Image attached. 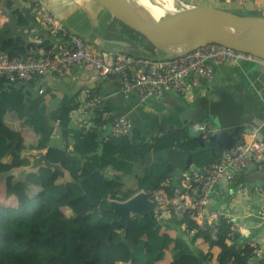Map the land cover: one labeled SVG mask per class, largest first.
<instances>
[{"label":"trees","instance_id":"16d2710c","mask_svg":"<svg viewBox=\"0 0 264 264\" xmlns=\"http://www.w3.org/2000/svg\"><path fill=\"white\" fill-rule=\"evenodd\" d=\"M19 42L0 28V49L11 59H24L16 52ZM50 45L45 42L43 49L51 50ZM36 86L0 76V176H6L0 181V189L5 188V199L0 197V264H251L254 249L223 215L206 229L188 215L163 223L154 214L136 217L127 231L132 251L117 233L108 245L110 223L116 217L113 213L105 218L94 214L84 195L99 201L105 210L110 199L127 200L133 192L121 191L122 177L131 173L140 157L161 151L167 154L154 158L152 171L146 172L139 190L173 194L169 173L178 168L187 171L193 165L211 166L229 146L214 152L201 149L191 139V124L183 131L163 130L166 133L150 139L136 129L133 135L108 136L113 119H103L100 112L91 116L90 126L83 122L72 126V113L79 109L76 93L65 95L58 109L48 114L49 101L57 97V91L44 86L39 94ZM57 124L59 141L52 144ZM44 149H48L51 163L61 164L69 172L71 181L64 179L63 172L45 168L20 181L9 175L13 169L29 165L27 159L20 160L21 153ZM34 186L39 188L36 195L32 194ZM192 229L197 232L190 237L191 248L184 236ZM255 262L264 264V259Z\"/></svg>","mask_w":264,"mask_h":264},{"label":"water","instance_id":"95a60500","mask_svg":"<svg viewBox=\"0 0 264 264\" xmlns=\"http://www.w3.org/2000/svg\"><path fill=\"white\" fill-rule=\"evenodd\" d=\"M89 1H93L100 6L117 24L126 27L146 40L162 54L160 59L180 57L209 45H218L252 55L259 59V62H264V16L241 15L205 5H190L180 0H173L175 10L171 11L172 16L161 17L137 0ZM46 4L45 0H40V5H36L33 0H0V26L7 33H11L10 38L15 43L19 40L22 42L20 47L25 51L22 54L23 58L28 56L38 57V53L32 52L30 48L35 44L36 39H43L45 34L52 35L48 39L52 48H58L61 43L70 44L68 38H63L60 35L55 36L48 27L44 26V18L40 13V9L42 5L46 7ZM4 19L5 21H2ZM45 41L43 40L42 43H45ZM108 43L119 47H129L128 42L109 41ZM216 82V77L212 81L201 80L200 86L208 87V92L198 98V103L194 108H190L186 112V115L194 112L195 121L205 122L207 120L205 123H199L204 126L205 132L193 136L191 139L198 143L201 149L213 152L217 149H223L239 135L240 138L235 141V144L243 141L241 135L254 137L264 143V119L259 120V118L255 119L254 117L248 119L234 102L225 103L224 101L227 98L217 92L220 85H217ZM87 87L95 90L97 85L93 84ZM203 96L206 104L202 101ZM123 98V94H117L111 96L110 100L121 101ZM63 99L64 94L57 93V97L49 101L47 113L50 114L57 110ZM217 105L220 106L214 110ZM118 116L115 115L114 118ZM60 130V124H57L52 144L58 143ZM111 131L110 126L108 136ZM133 133L134 127H132L131 135ZM205 135H207L206 138H204ZM149 141V139L146 140L147 143ZM47 153L48 149L23 152L22 159H27L29 165L15 168L9 175L14 174L15 181H20L26 174L37 173L45 168L52 171H61L65 174L64 179L68 182L71 181L69 172L61 164L51 163L47 158ZM70 153L73 152L70 151ZM153 165L154 156L152 152H148L133 163L131 173L122 177L120 188L123 193L133 192V195L125 201L110 199L106 210L100 205L99 201L84 193L90 206L93 207L94 214L105 218L113 213L116 217L110 223V230L106 239L108 245L112 234L117 233L120 235L121 241L131 249L127 231L132 220L136 217L145 218L156 212V202L152 199L151 194L145 190H139L140 181L145 178L146 172L151 173ZM191 168L200 172L201 175L196 182L201 185L209 166L199 168L193 165ZM185 173L180 168L169 173L167 175L170 180L169 187L179 188L181 192H184V187L178 181ZM19 176L22 179L18 180ZM242 176L245 182L244 186L249 187L251 192L255 189H264V170L258 169L254 165L243 171ZM107 177L112 178V175L108 174ZM235 182H237V179L234 180ZM184 240L192 248L190 238L184 236ZM201 264L210 263L204 262Z\"/></svg>","mask_w":264,"mask_h":264},{"label":"built area","instance_id":"2783aa9c","mask_svg":"<svg viewBox=\"0 0 264 264\" xmlns=\"http://www.w3.org/2000/svg\"><path fill=\"white\" fill-rule=\"evenodd\" d=\"M40 5V0H33ZM240 4H248L257 0H236ZM40 13L44 18V26L48 27L53 35L68 38L70 44L45 52L40 57L11 59L0 49V76H6L10 81H18L22 85L29 86L32 82L38 83L45 76L51 74L58 79L63 78L74 67H83L95 71L92 77L94 82L106 78H116L119 81L120 92L124 96L135 94L140 103L148 99L162 100L167 93L178 96H187L200 86V81H212L215 66H231L240 62H259L252 55L244 54L218 45H209L197 49L180 57L152 58L135 54H115L101 52L96 46L90 44L77 34L69 32L60 24L56 16L51 14L43 5ZM57 20V21H56ZM39 94L43 93L37 88ZM76 101L79 109L72 113L71 123H84L91 125V116L100 112L103 119H113L111 135L114 137L128 136L132 131V120L124 114L114 118V115L106 110L105 98L95 94L87 86H83L76 93ZM204 130L201 125H195L192 134ZM264 170V143L258 139L244 137L231 150L221 152L218 161L212 164L206 171L203 183L197 185L200 173L190 170L180 181L185 188L184 193L178 189L173 194L164 190L151 192L152 199L156 202V220L160 223L177 219L185 215L191 217L201 228L213 227L221 213L213 210L214 196L219 195L222 187H227L238 179L243 171L252 166ZM257 192L260 189H256ZM264 197V189H261ZM257 217L264 218V207L257 211ZM225 219L234 225V230L241 233L242 226L238 219L232 215H225ZM187 230L186 225H182ZM197 229L190 230L188 236L192 237ZM254 249V257L251 264H257L259 259V243H247Z\"/></svg>","mask_w":264,"mask_h":264},{"label":"crops","instance_id":"0c3cea01","mask_svg":"<svg viewBox=\"0 0 264 264\" xmlns=\"http://www.w3.org/2000/svg\"><path fill=\"white\" fill-rule=\"evenodd\" d=\"M45 1L47 3L45 5L47 10L56 16L57 20L69 34L81 36L84 40L96 46L101 52L128 54L122 52L120 50L121 47L108 42L120 41L129 43L132 41V39L130 40L132 37L93 1ZM186 1L185 3L190 5H205L244 15V13L232 11L231 9L232 7H239L258 13L245 15L264 16V0H257L248 4H240L236 0ZM2 21H5V19ZM51 36L45 34L43 39H36L35 44L31 46L30 50L38 53V56H42L45 54V50L43 49L44 43L42 41L46 40L45 42L51 44L50 40H48ZM9 37H11V33H9ZM57 40L59 39L57 38ZM18 44L21 45L22 43L19 42ZM20 45L16 52L22 56L25 51ZM161 57L162 54L155 58ZM214 73V77L217 78L216 84L220 85L217 92L223 94L224 98L226 96L227 100L224 101L225 103L234 102L248 119L251 117L255 119L259 118V120L264 119V62L244 61L237 65L215 66ZM95 74V71L87 70L83 67H74L63 79H58L49 74L38 84L42 85V87L49 86L51 89L57 91V93H63L64 96H73L83 86L96 84L97 88L94 91L105 98V106L109 111L114 116L128 115L133 122L134 130H139L143 136L149 139L161 136L172 129L183 131L185 127H189V124L195 126L203 122L199 120L195 121L194 112H190L187 115L186 112L188 109L196 106L198 98L205 92H208V87L199 86L191 94L183 97L167 93L162 100L148 99L144 103H140L135 94L123 95L124 98L121 101H117L116 99L111 101V96L121 94L118 79L110 77L94 82L92 77ZM202 101L206 104L204 96L202 97ZM219 106L214 107V110ZM188 119L191 120L189 121ZM72 125L77 126L76 121H73ZM109 127H107L108 130ZM163 130L166 132H162ZM236 140L237 138L231 140L226 146L232 148ZM228 148H224L223 150ZM244 183L243 176H241L237 182L227 187H222L219 195L215 196V203L212 205V208L222 210L224 213L236 217L243 228V231L240 233L242 239L246 243L258 242L259 259H264V218L256 216L257 211H260L264 207V197L261 195V189L258 192L256 189L251 192L249 187L244 186ZM228 197L230 202L227 201ZM222 215L225 217L227 214Z\"/></svg>","mask_w":264,"mask_h":264},{"label":"rangeland","instance_id":"374dc122","mask_svg":"<svg viewBox=\"0 0 264 264\" xmlns=\"http://www.w3.org/2000/svg\"><path fill=\"white\" fill-rule=\"evenodd\" d=\"M180 1L187 2L186 0H180ZM231 9H232V11H237L239 13H244V15L245 14H250V13L258 14L255 11H251V10L248 11V10H244L242 8H239V7H237V8L236 7H232ZM119 26L123 29V27L121 25H119ZM127 33H128L129 36L132 37V38H130V40L132 39V41L129 42V47L128 48L121 47L120 50L122 52L128 53V54L142 55V56L146 55V56H149V57H152V58H155V57H158L159 55H161V53L159 51L155 50L154 48H151L146 40L140 38L135 33H130V32H127ZM134 38H136V39H134ZM205 122H207V120ZM166 154H167V152H165V151L155 152L154 153V157L155 158H157L159 156L163 157ZM21 155H22V153L20 154V157H19L20 160L22 159ZM4 179H5V176L4 177H0L1 183H3ZM20 179H22V178L19 176L18 180H20ZM32 190H33L32 194L36 195L38 193V191H39V188L34 186ZM227 192H229V191H227ZM0 197H1V199H5V188L0 189ZM213 203H215V201ZM67 216H69V214H67Z\"/></svg>","mask_w":264,"mask_h":264},{"label":"bare ground","instance_id":"6f19581e","mask_svg":"<svg viewBox=\"0 0 264 264\" xmlns=\"http://www.w3.org/2000/svg\"><path fill=\"white\" fill-rule=\"evenodd\" d=\"M137 1H139L140 4L145 5L146 8H148L149 10H151L152 12H154L155 14L161 17L164 16L171 17L172 16L171 11L175 10L173 0H137ZM229 224L233 225L232 223Z\"/></svg>","mask_w":264,"mask_h":264},{"label":"clouds","instance_id":"9594fccd","mask_svg":"<svg viewBox=\"0 0 264 264\" xmlns=\"http://www.w3.org/2000/svg\"><path fill=\"white\" fill-rule=\"evenodd\" d=\"M38 57H40V56H38ZM26 58H27V57H26ZM24 59H25V58H24ZM261 62H262V61H261ZM53 76H54V75H53ZM45 77H46V76H45ZM56 78H57V77H56ZM63 78H64V77H63ZM63 78H60V79H63ZM42 80H43V79H42ZM42 80H40V81H42ZM40 81H39V82H40ZM39 82H38V83H39ZM38 83H37V86L35 87V91H37V88H41V89L43 88L42 85H39ZM91 90H92V89H91ZM93 91H94V90H93ZM94 92H95V91H94ZM95 94H96V93H95ZM104 104H105V101H104ZM105 108H106V106H105ZM106 109H107V108H106ZM119 116H120V115H119ZM71 124H72V123H71ZM77 125H78V124H77ZM132 125H133V122H132ZM198 125L203 126L202 124H199V123H198ZM72 126H73V125H72ZM192 126H194V125L192 124ZM192 126H190V136H191V135H193V136H197V135H199L200 133L205 132V131L203 130V131H201V132H199V133H197V134H192V133H191V132H192V130H191V127H192ZM203 127H204V126H203ZM110 135H111V134H110ZM130 135H131V134H130ZM193 136H191V138H192ZM206 137H207V135H205L204 138H206ZM242 137H243V139H244V137H249V136L242 135ZM250 138H254V137H250ZM260 141H261V140H260ZM262 142H263V141H262ZM235 145H236V144H235ZM235 145H234V146H235ZM234 146H233L232 148H228V149H225V150H231V149L234 148ZM222 151H224V150H222ZM222 151H221V152H222ZM220 154H221V153H220ZM219 156H220V155H219ZM209 167H210V166H209ZM247 169H248V168H247ZM190 170H194V169L190 168L189 170L184 171V172H186V173L183 175V177H184L187 173L189 174V171H190ZM195 171H196V170H195ZM206 171H207V170H206ZM197 172H199V171H197ZM199 173H200V172H199ZM200 175H201V174H200ZM11 176L15 177L14 174H11ZM241 176H242V175H241ZM241 176H240V177H241ZM0 177H4V176H0ZM5 177H6V176H5ZM183 177H182L181 179H179V181H178L179 184H180V180H182ZM240 177H239V178H240ZM239 178H238V179H239ZM238 179H237V180H238ZM203 180H204V179H203ZM0 181H1V180H0ZM233 183H234V182H233ZM180 185H181V184H180ZM197 185L200 186L199 183H197ZM174 189H175V190H176V189L179 190V188H174ZM179 191H180V190H179ZM184 192H185V188H184ZM184 192H181V191H180V193H184ZM215 198H216V197L214 196V198H213V202L215 201ZM213 204H214V203H213ZM213 204H212V205H213ZM212 205H211V208H212ZM212 209H213V208H212ZM213 210H218V209H213ZM220 211H221L222 214H227V213H224L222 210H220ZM154 214H155V213H154ZM185 236H186V235H185ZM188 237H189V236H188ZM189 238H190V237H189Z\"/></svg>","mask_w":264,"mask_h":264},{"label":"flooded vegetation","instance_id":"af4514ba","mask_svg":"<svg viewBox=\"0 0 264 264\" xmlns=\"http://www.w3.org/2000/svg\"><path fill=\"white\" fill-rule=\"evenodd\" d=\"M191 130H192V131L194 130V126L191 127Z\"/></svg>","mask_w":264,"mask_h":264}]
</instances>
